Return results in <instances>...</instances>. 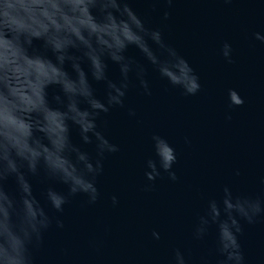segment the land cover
<instances>
[{"label": "water", "instance_id": "obj_1", "mask_svg": "<svg viewBox=\"0 0 264 264\" xmlns=\"http://www.w3.org/2000/svg\"><path fill=\"white\" fill-rule=\"evenodd\" d=\"M128 3L188 60L200 77L201 90L183 95L152 69L137 47H128L127 56L148 66L152 94L132 88L125 108H113L98 121L120 146L118 153L106 158L97 178L100 198L89 204L85 195L70 197L64 212L57 214L64 228L53 225L46 233L45 245L35 253L36 264H169L176 248L184 251L190 264H199L201 257L216 264L215 226L205 241L192 238L193 224L207 202L219 200L226 186L235 193L264 195V42L255 38L257 32L264 35V0ZM166 10L171 12L168 20L163 19ZM225 42L232 46L231 62L222 53ZM34 47L43 51V41L35 40ZM157 54L166 57L158 48ZM47 55L54 59L50 51ZM106 63L108 79L119 82V65L107 58ZM82 66L88 71L86 60ZM65 68L75 75L70 62ZM89 80L96 97L104 100L106 81L93 80L90 72ZM229 89L240 94L243 105L229 106ZM46 92L53 108L62 107L54 99L63 97L59 86H49ZM129 108L135 116L129 115ZM153 134L164 136L175 148L173 170L178 180L172 181L167 173L155 181L147 179ZM70 139L82 150L94 151V144L83 143L75 125H70ZM29 180L34 195L53 214L44 194L49 186L67 192V185L32 176ZM5 188L19 196L15 177L5 182ZM113 196L118 198L116 205ZM241 223L244 234L239 240L248 264H264V223ZM154 231L160 233L159 240Z\"/></svg>", "mask_w": 264, "mask_h": 264}, {"label": "clouds", "instance_id": "obj_2", "mask_svg": "<svg viewBox=\"0 0 264 264\" xmlns=\"http://www.w3.org/2000/svg\"><path fill=\"white\" fill-rule=\"evenodd\" d=\"M165 2L170 6L174 0ZM170 17L171 12L164 11L163 19ZM255 38L264 42L259 32ZM35 40L43 41V51L34 47ZM130 45L183 95L200 92L196 70L166 43L159 28L137 15L128 0H0V264H36L35 253L45 245L46 233L53 225L64 228L57 214L64 212L70 197L85 195L89 204L100 198L97 178L106 158L118 153L120 146L98 121L113 108H125L130 89L139 87L143 94H152L149 68L126 55ZM222 53L231 62V44L225 42ZM106 58L119 65V82L108 79ZM85 60L88 71L82 66ZM69 62L74 76L65 68ZM89 72L93 80L106 81L104 100L96 97ZM52 85L63 92V97H54L60 108H53L47 99L46 89ZM228 101L230 107L245 102L235 89H229ZM128 113L136 114L131 108ZM103 123L106 127L107 120ZM70 125L79 128L84 144H94L93 152L72 144ZM151 141L154 156L146 160L147 179L155 181L167 173L172 181L178 180L173 170L175 148L160 134H153ZM29 176L67 185V192L49 186L44 194L53 214L34 195ZM10 177L16 179L18 197L6 191ZM112 203H119L116 196ZM241 221L264 223V195L235 193L226 186L221 198L210 199L197 217L192 238L205 241L215 226L216 264H248L239 240L244 234ZM152 235L160 239L159 232ZM169 264H190V258L176 248ZM199 264L211 261L201 257Z\"/></svg>", "mask_w": 264, "mask_h": 264}]
</instances>
